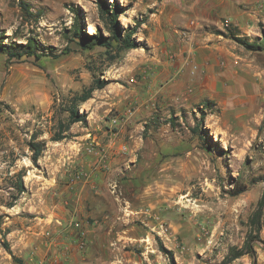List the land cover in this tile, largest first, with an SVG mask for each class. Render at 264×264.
<instances>
[{
    "label": "rangeland",
    "instance_id": "1",
    "mask_svg": "<svg viewBox=\"0 0 264 264\" xmlns=\"http://www.w3.org/2000/svg\"><path fill=\"white\" fill-rule=\"evenodd\" d=\"M24 1L43 15L23 22L19 0H0L5 43L62 54H0V264H224L247 245L229 264L264 261V51L232 36L264 39V0H117L138 48L109 54L70 32L74 7L89 35L110 34L97 0ZM97 79L87 124L53 142L55 101ZM202 114L211 139L191 131Z\"/></svg>",
    "mask_w": 264,
    "mask_h": 264
},
{
    "label": "trees",
    "instance_id": "2",
    "mask_svg": "<svg viewBox=\"0 0 264 264\" xmlns=\"http://www.w3.org/2000/svg\"><path fill=\"white\" fill-rule=\"evenodd\" d=\"M20 1V10L22 13L23 22H27L29 20H34L35 23L39 21L41 16L43 15L42 12L33 11L32 6L25 2L24 0ZM99 3V8L101 14L105 15L108 18L109 23V32L108 36H104L102 31L99 27L96 29L95 33L89 35L83 24L81 23L82 20V12L81 9L71 7L74 13V21L71 27V33L73 38H75V42L82 48V49H92L95 46L104 47L107 54H109L112 50L116 52L122 51H129L132 49L138 48V43L132 39L137 32V28L134 27L132 30L123 31L121 24L118 21L120 6L117 0L114 1V4H108V0H97ZM233 39H235L238 43L244 46L248 50L252 51H264V39L259 42H251L249 39H243L232 35ZM7 35L5 33H1L0 35V54L7 55L10 59L20 60L24 56L33 58L34 61L39 62L45 57H53L58 58L60 54L54 53L53 47H46L43 46L41 41L36 37L29 35L26 38L25 43H18V41H10L5 43V39H7ZM107 81L97 79L95 80L94 84L89 88L83 89L81 93H75L72 96L68 97L66 100H62L61 103H57L55 101L54 107H58L61 113H66L67 116L65 119L59 118L57 119L56 129L53 137L51 140L53 142H61L64 140L71 139L74 135L71 133V128L73 125L77 123L87 124V114L85 112H81L80 108L83 103H86L93 97V93L96 90H102L107 86ZM205 106L209 107L210 103L206 104ZM159 117L153 115L151 119L146 123L147 128H159L163 123L159 121ZM175 119L171 117L167 123L171 125L174 124ZM191 131L198 135L200 138H210L208 133V129L205 128V116L202 114L201 119L196 123L195 127L191 129ZM206 135H203V134ZM211 139V138H210ZM28 146L32 152L31 160L34 164H37L38 160L41 158L43 152L46 149V141L38 140V136L35 133H32L30 139L28 141ZM20 177V175H17ZM21 178V177H20ZM16 189L18 192H24L25 186L23 184L22 178L19 183L16 185ZM246 190V187L239 189L234 193V195H240ZM14 203L9 205V208H12ZM9 253L12 254L10 248L6 247ZM164 251H166L164 249ZM252 253L254 254V250L250 245H247L245 251H240L237 249H232L231 255L225 260L224 264H229L231 261L241 257L245 253ZM170 254V253H169ZM173 264L174 258L172 259ZM253 264H258L256 259H254Z\"/></svg>",
    "mask_w": 264,
    "mask_h": 264
},
{
    "label": "crops",
    "instance_id": "3",
    "mask_svg": "<svg viewBox=\"0 0 264 264\" xmlns=\"http://www.w3.org/2000/svg\"><path fill=\"white\" fill-rule=\"evenodd\" d=\"M236 13V12H235ZM237 16H239V14H238V12L236 13V14H234V16L233 17H237ZM89 171L91 172L92 170H91V168H90V165L88 166V168L86 167V169L84 170V172H85V174H87V173H89ZM90 174V173H89ZM88 180V179H87ZM84 181L83 182V184H82V186L80 187V190H79V196H82V195H84L85 196V193H86V188H87V186H89V185H87V183L86 182H88V181ZM259 264H264V261H262V260H260L259 261Z\"/></svg>",
    "mask_w": 264,
    "mask_h": 264
},
{
    "label": "bare ground",
    "instance_id": "4",
    "mask_svg": "<svg viewBox=\"0 0 264 264\" xmlns=\"http://www.w3.org/2000/svg\"><path fill=\"white\" fill-rule=\"evenodd\" d=\"M92 33V32H91Z\"/></svg>",
    "mask_w": 264,
    "mask_h": 264
}]
</instances>
